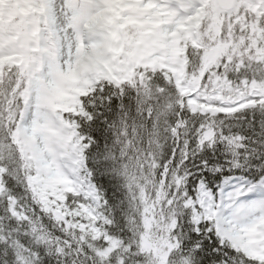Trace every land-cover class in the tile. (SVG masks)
<instances>
[{
  "label": "snow or ice",
  "instance_id": "1",
  "mask_svg": "<svg viewBox=\"0 0 264 264\" xmlns=\"http://www.w3.org/2000/svg\"><path fill=\"white\" fill-rule=\"evenodd\" d=\"M0 264H264V0H0Z\"/></svg>",
  "mask_w": 264,
  "mask_h": 264
}]
</instances>
